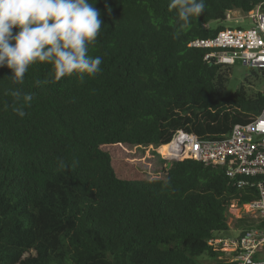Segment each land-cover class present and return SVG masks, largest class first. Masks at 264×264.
Masks as SVG:
<instances>
[{
    "label": "trees",
    "instance_id": "obj_1",
    "mask_svg": "<svg viewBox=\"0 0 264 264\" xmlns=\"http://www.w3.org/2000/svg\"><path fill=\"white\" fill-rule=\"evenodd\" d=\"M169 5L96 0L94 77L54 80L52 66L37 62L19 85L0 67V264H229L209 240L228 231L231 202L243 206L255 190L163 152L178 131L218 141L264 109L259 89L221 98L230 66L190 46L228 30L232 11L264 12V0H205L178 38ZM15 90L33 96L24 117Z\"/></svg>",
    "mask_w": 264,
    "mask_h": 264
},
{
    "label": "built area",
    "instance_id": "obj_2",
    "mask_svg": "<svg viewBox=\"0 0 264 264\" xmlns=\"http://www.w3.org/2000/svg\"><path fill=\"white\" fill-rule=\"evenodd\" d=\"M247 18L248 29L221 31L214 38L195 40L190 46L211 48L214 51L204 59L220 65L232 66L239 59L247 67L264 68V12L257 7ZM166 146V162L188 159L222 168L236 190H255V198L237 205L240 213L254 220L252 226L233 238L211 239L209 244L219 252L224 249V259H219L229 264H264V109L250 123L234 126L221 140H199L178 131Z\"/></svg>",
    "mask_w": 264,
    "mask_h": 264
},
{
    "label": "clouds",
    "instance_id": "obj_3",
    "mask_svg": "<svg viewBox=\"0 0 264 264\" xmlns=\"http://www.w3.org/2000/svg\"><path fill=\"white\" fill-rule=\"evenodd\" d=\"M95 3L0 0V67L11 69L8 78L12 83L22 85L29 67L37 62L52 66L54 80L76 75L83 81L99 73L102 57L89 54V45L97 41L103 23ZM169 7L180 22L175 32L178 38L204 11L205 0H170ZM49 82L46 79L42 83ZM12 95L20 104L16 113L24 117L23 107L31 104L32 94L15 90ZM60 166L64 167L63 162Z\"/></svg>",
    "mask_w": 264,
    "mask_h": 264
},
{
    "label": "rangeland",
    "instance_id": "obj_4",
    "mask_svg": "<svg viewBox=\"0 0 264 264\" xmlns=\"http://www.w3.org/2000/svg\"><path fill=\"white\" fill-rule=\"evenodd\" d=\"M242 14V13H240ZM243 15V14H242ZM225 28L229 29H248L249 22L248 20L238 21L236 19L227 20L224 23ZM234 65L230 66L228 79L225 83V86L221 92V98L227 97L236 90H238L241 86L245 88L246 91H254V90H262L264 91V74L262 75L258 71H254L255 74L251 73V70L247 66H244L239 59L235 61ZM254 89V90H253ZM236 201L231 202V206L229 208V227L228 231L220 234V238L229 239L235 237L239 232L248 229V227L244 225H240L238 222H235V219H239L245 217L244 214L240 213V210L237 208ZM219 257L224 259L226 251L224 249L220 250ZM224 255V256H223ZM205 263H208L209 260H202Z\"/></svg>",
    "mask_w": 264,
    "mask_h": 264
},
{
    "label": "crops",
    "instance_id": "obj_5",
    "mask_svg": "<svg viewBox=\"0 0 264 264\" xmlns=\"http://www.w3.org/2000/svg\"><path fill=\"white\" fill-rule=\"evenodd\" d=\"M231 19H236L238 21H243V20H248L249 22V27H250V21L249 19L247 18V15H242L240 14L239 11H232L230 13H228L227 15V20H231ZM229 29V28H227ZM237 29V28H236ZM235 30V29H233ZM241 30H244V29H241ZM244 66H246L241 60H239ZM236 63V62H235ZM234 65V64H233Z\"/></svg>",
    "mask_w": 264,
    "mask_h": 264
},
{
    "label": "bare ground",
    "instance_id": "obj_6",
    "mask_svg": "<svg viewBox=\"0 0 264 264\" xmlns=\"http://www.w3.org/2000/svg\"><path fill=\"white\" fill-rule=\"evenodd\" d=\"M167 149V148H166Z\"/></svg>",
    "mask_w": 264,
    "mask_h": 264
}]
</instances>
